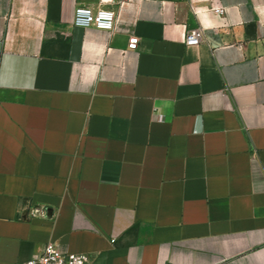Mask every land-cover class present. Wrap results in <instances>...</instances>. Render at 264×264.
<instances>
[{
    "label": "crops",
    "instance_id": "0c3cea01",
    "mask_svg": "<svg viewBox=\"0 0 264 264\" xmlns=\"http://www.w3.org/2000/svg\"><path fill=\"white\" fill-rule=\"evenodd\" d=\"M119 1L0 0V264H264V0Z\"/></svg>",
    "mask_w": 264,
    "mask_h": 264
},
{
    "label": "built area",
    "instance_id": "2783aa9c",
    "mask_svg": "<svg viewBox=\"0 0 264 264\" xmlns=\"http://www.w3.org/2000/svg\"><path fill=\"white\" fill-rule=\"evenodd\" d=\"M126 0H121L118 5ZM190 9L194 13H199V8L194 0H188ZM217 16L225 14V7L213 6L208 8ZM118 14L110 8L99 7L97 9L91 6L78 5L74 9L73 23L79 27L95 26L106 31H113ZM204 40L203 29L196 27L187 30L184 33V42L187 46L199 45ZM138 37L132 35L128 40V48L136 49ZM15 264H90V257L87 254H80L63 250L57 242L50 241L43 246L41 253L35 257L26 260L23 263Z\"/></svg>",
    "mask_w": 264,
    "mask_h": 264
}]
</instances>
